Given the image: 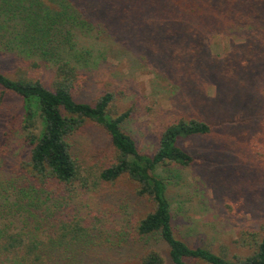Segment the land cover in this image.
<instances>
[{
  "label": "trees",
  "instance_id": "trees-1",
  "mask_svg": "<svg viewBox=\"0 0 264 264\" xmlns=\"http://www.w3.org/2000/svg\"><path fill=\"white\" fill-rule=\"evenodd\" d=\"M94 30L118 48L150 53L184 89L191 83L215 87L213 97H192L197 115L163 128L151 156L140 154L122 130L130 110L109 115L111 92L92 103L74 97L81 75L72 59L77 63L91 55L84 48L78 54L76 40ZM240 31L243 49L228 46L221 59L219 50L211 57V40ZM0 54L14 55L21 64L30 61L21 77L0 71V116H20L29 147L19 169L22 181L7 186L0 181V203L11 212L0 216V264H79L76 259L89 250L88 228L65 207L80 180L70 138L87 124L105 133L111 149L100 179L110 185L127 180L133 195L148 206L141 218L125 223V241H161L171 264H264V222L252 235L253 253L243 259L229 260L178 238L168 182L161 176L164 168L194 163L181 141L212 138L218 125L235 120L237 127L229 133L233 140L217 141L216 149L239 160L255 193L264 188V0H0ZM47 66L53 69L51 88L38 75ZM6 96L19 101L18 112L12 106L1 111ZM140 264L166 262L150 250Z\"/></svg>",
  "mask_w": 264,
  "mask_h": 264
},
{
  "label": "rangeland",
  "instance_id": "rangeland-1",
  "mask_svg": "<svg viewBox=\"0 0 264 264\" xmlns=\"http://www.w3.org/2000/svg\"><path fill=\"white\" fill-rule=\"evenodd\" d=\"M95 32L81 35L76 40L77 53L84 48L90 50L91 55L82 57L79 63L72 59L71 63L81 75L74 97L77 101L92 103L104 92H111L114 99L109 115L115 117L130 110L122 130L132 137L140 154L151 156L163 128L179 117L197 115L199 109L192 97L200 94L213 97L215 87L203 84V88H199L191 83V89H184V85L164 74L166 71L159 68L157 60L149 58L150 53L133 54L132 49L118 48ZM221 36L211 40V57L220 54L217 58L221 59L223 49L226 51L229 47L234 49L236 46L237 51L243 49L244 44L239 39L241 31ZM216 44H221V48L214 47ZM216 50L220 51L217 55ZM17 61L14 55L0 54V71L10 78L23 76L30 61L23 64ZM38 75L44 85L51 88L53 69L47 66ZM2 103L4 109L1 111H7L9 106L14 111L19 110V101L11 96H6ZM19 119L20 116L10 112L0 116L2 186L22 181L20 165L29 157ZM223 125L217 126L212 138L194 137L181 141L180 146L195 158L194 163L186 168H164L161 176L168 182L167 198L176 236L191 247H205L226 259L236 260L253 253L252 235L264 222V188H258L255 193L239 160L228 159L216 149L217 141L230 143L233 140L229 135L233 132L230 128L237 127L235 120ZM223 128H229L228 132L221 130ZM70 144L80 168V180L75 195L65 207L71 210L73 219L88 228L91 236L86 245L89 250L76 262L140 264L142 255L153 250L161 254L166 264H171L168 248L161 241H125V223L141 218L148 206L133 195V186L127 180L121 179L110 185L100 179L111 151L105 133L87 124L71 136ZM12 195L10 193L8 197ZM4 213L11 212L5 203H0V216ZM3 264H11V261L5 260Z\"/></svg>",
  "mask_w": 264,
  "mask_h": 264
}]
</instances>
